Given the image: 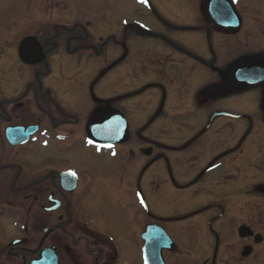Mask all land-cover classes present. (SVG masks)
<instances>
[{
	"label": "flooded vegetation",
	"instance_id": "obj_1",
	"mask_svg": "<svg viewBox=\"0 0 264 264\" xmlns=\"http://www.w3.org/2000/svg\"><path fill=\"white\" fill-rule=\"evenodd\" d=\"M93 1L0 0V264H142L148 223L176 264H264V80L232 73L264 64V8L220 25L210 0H155L139 39ZM114 113L123 137L96 151Z\"/></svg>",
	"mask_w": 264,
	"mask_h": 264
},
{
	"label": "rangeland",
	"instance_id": "obj_2",
	"mask_svg": "<svg viewBox=\"0 0 264 264\" xmlns=\"http://www.w3.org/2000/svg\"><path fill=\"white\" fill-rule=\"evenodd\" d=\"M97 3H95V2ZM94 5L97 8H100L101 10L95 9V19L94 22H102L101 16H104L105 24L109 26L111 24V21L113 17H115L116 22H118V28L127 30V28L131 27L132 25H141L146 27V31L137 38L139 39H148L150 38V35L153 33L154 28L152 27V13H158L160 10L156 7L155 0H149L150 4H153L151 8H144L141 4L139 5L135 0H94ZM11 0H6L5 6L10 5ZM102 2L104 3L102 5ZM237 10L238 12H244L249 14H257L261 13V10L264 8V0H237ZM107 9V10H106ZM6 30L5 26L2 27L0 25V40L5 39H15L14 36H10V32L4 31ZM21 31L17 32L18 34ZM10 37V38H9ZM246 51H240L239 54H244ZM112 90H110L111 92ZM115 91V90H114ZM150 99V95H145L142 97V108H145L146 110H149L150 103L148 100ZM144 116V113L142 114ZM158 135H168L171 133V131L168 130V127L166 128L163 125L158 126ZM164 130V131H163ZM164 137V136H163ZM56 147V146H55ZM58 149V146L57 148ZM55 151V149H54ZM56 156L60 159V165L62 167H67L71 165H77L78 160L75 159V156L72 155V152L70 149L61 150L56 152ZM146 195V192H145ZM149 209L151 210V204L149 202ZM165 258L169 261V264H176L180 262L181 257H176L174 255H168L164 254ZM184 258V256H182ZM191 261H200V258H198L197 255H191L190 257ZM182 263V262H181Z\"/></svg>",
	"mask_w": 264,
	"mask_h": 264
},
{
	"label": "water",
	"instance_id": "obj_3",
	"mask_svg": "<svg viewBox=\"0 0 264 264\" xmlns=\"http://www.w3.org/2000/svg\"><path fill=\"white\" fill-rule=\"evenodd\" d=\"M209 7H216L219 11V21L233 20V12L226 1L214 5L213 0L209 4ZM210 8V9H211ZM221 21V22H222ZM233 76L241 82H252L264 80V64L261 59H240L233 64L232 68ZM124 130V126L123 129ZM16 143V142H14ZM144 239V259L146 264H159L161 261V249L167 248V238L160 231L154 234V231H147L143 235Z\"/></svg>",
	"mask_w": 264,
	"mask_h": 264
},
{
	"label": "snow or ice",
	"instance_id": "obj_4",
	"mask_svg": "<svg viewBox=\"0 0 264 264\" xmlns=\"http://www.w3.org/2000/svg\"><path fill=\"white\" fill-rule=\"evenodd\" d=\"M91 142V141H90ZM71 175H75V173H71Z\"/></svg>",
	"mask_w": 264,
	"mask_h": 264
}]
</instances>
